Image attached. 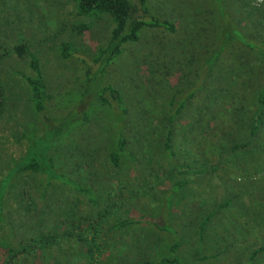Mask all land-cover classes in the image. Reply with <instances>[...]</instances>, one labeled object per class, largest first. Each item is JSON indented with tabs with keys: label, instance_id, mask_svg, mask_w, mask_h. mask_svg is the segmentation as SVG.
Instances as JSON below:
<instances>
[{
	"label": "trees",
	"instance_id": "trees-1",
	"mask_svg": "<svg viewBox=\"0 0 264 264\" xmlns=\"http://www.w3.org/2000/svg\"><path fill=\"white\" fill-rule=\"evenodd\" d=\"M146 2L0 0V264H206L237 208L264 258V0L224 60L152 52L127 91L108 76L140 31L182 29Z\"/></svg>",
	"mask_w": 264,
	"mask_h": 264
},
{
	"label": "rangeland",
	"instance_id": "rangeland-1",
	"mask_svg": "<svg viewBox=\"0 0 264 264\" xmlns=\"http://www.w3.org/2000/svg\"><path fill=\"white\" fill-rule=\"evenodd\" d=\"M244 1L245 0H147L142 10L141 17L143 19L147 22L155 20L161 22L173 21L182 29L177 33V36H175L176 39L174 38V42H171V38L168 37V35L165 36L159 30L154 31V28L151 30L148 29L147 31H144L145 28L141 30V43H131V51L125 49L121 57L122 61L120 63L117 62L111 67L112 74L108 76V79L114 80V82L117 80L124 83L125 85L122 84L123 89L129 91L131 83L134 81L133 77H135L132 73H135V71H132L130 74L125 72V68L128 66L132 68L140 67L144 60H146L145 58L148 57L149 54H152V52L155 54H152L153 56L159 58L158 63H164L165 61L173 62L175 60L174 56L181 58V60H188L192 57L191 54L193 50L198 51L200 49L197 45L202 46L207 42V39H211L210 43L212 46L210 49H222L225 47L221 55V59L224 60L228 52V44L231 45L234 42V40L231 39L232 37L241 38V40L245 42L246 33L253 34L251 31L247 30L246 7H244ZM254 1L255 0H253V2ZM254 4L256 5L255 2ZM102 26V23L96 25L97 33L100 32ZM148 27L149 26H147V28ZM246 50L248 49L246 48ZM197 55L200 57L202 56L201 53ZM231 59L232 58H230V62ZM93 66L97 68V65L93 64ZM154 70L160 73L162 68L161 66L155 65ZM52 73L54 72L52 71ZM135 78L136 80L138 79L137 77ZM65 79L66 76L62 78L63 84H66ZM105 80L106 78L103 81ZM126 85H128V87H126ZM79 92L80 91L73 92L69 94V96L60 95L59 102L63 99V102H66V104H72L74 102L76 104L79 103V105L81 103H83V105L89 104L87 110L92 113V102L87 95L74 97L73 94ZM105 111L111 112L110 110ZM237 209L238 210H235L233 215L235 222L232 221L228 224H215L212 226L209 233L207 250L210 255L216 252L221 253L222 251L223 253H221L218 258H210L206 264H245V241H247L249 237V234L247 235L248 227H246V224L240 223L242 211L240 210L241 208ZM192 248H194V245ZM258 264H264V258L259 260Z\"/></svg>",
	"mask_w": 264,
	"mask_h": 264
}]
</instances>
